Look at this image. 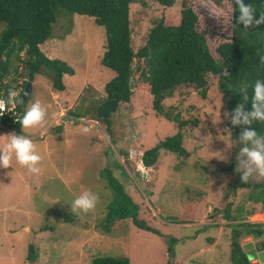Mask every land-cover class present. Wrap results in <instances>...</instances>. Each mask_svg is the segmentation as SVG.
Wrapping results in <instances>:
<instances>
[{
    "label": "rangeland",
    "instance_id": "374dc122",
    "mask_svg": "<svg viewBox=\"0 0 264 264\" xmlns=\"http://www.w3.org/2000/svg\"><path fill=\"white\" fill-rule=\"evenodd\" d=\"M182 2L175 0L168 7L156 0H134L130 4L133 50L144 45L158 20L176 24ZM187 2L198 14V30L219 60L216 48L231 37L232 3ZM3 28L0 22V34ZM105 42L104 28L93 17L64 12L54 23L53 37L42 44L48 57L68 62L74 74L63 76V91L51 88L50 77L36 74L30 97L25 99V112L36 100L47 108V131L43 126H21L15 131L35 142L42 156L41 171L30 172L15 157L9 168L0 167V264H91L96 256L120 255L127 256L130 264H231V228L223 209L228 203L231 209L238 204L254 208L247 220L264 223V207L246 200L248 188L233 192L232 185L242 176L236 170V156L243 145L229 136L217 77H209L205 98L194 85H182L163 101L166 109L188 122L181 131L189 156L161 149L148 175H142L136 170L140 154L175 134L178 126L156 113L152 97L139 89L142 81L133 78L130 101L121 103L110 116L108 133L96 110L106 96L105 83L114 75L100 61ZM20 57L26 59L24 52ZM142 68L143 59L135 58L134 72ZM25 75L22 60L12 57L3 82L18 92ZM75 113L83 115V124ZM59 126L61 130L56 129ZM84 126L91 127L88 134L82 133ZM0 130L12 134L15 129L6 121ZM4 143L0 139V147ZM105 169H111L123 183L139 206V217L159 234L138 228L129 218L115 220L109 231L104 228L106 206L112 200ZM248 182L252 186L264 178L257 176ZM83 191L99 197L95 209L86 214L71 212V203ZM15 230L20 237L12 236ZM171 237L176 238L173 255L167 248ZM239 241L245 252L247 245L259 251L264 234ZM29 245L37 255L34 261L27 260ZM250 261L264 264L256 258Z\"/></svg>",
    "mask_w": 264,
    "mask_h": 264
},
{
    "label": "trees",
    "instance_id": "16d2710c",
    "mask_svg": "<svg viewBox=\"0 0 264 264\" xmlns=\"http://www.w3.org/2000/svg\"><path fill=\"white\" fill-rule=\"evenodd\" d=\"M134 0H0V22L4 28L0 34V91L7 100L9 89L13 86L3 82L9 72L12 57L21 59L26 75L18 93L22 99L24 87L33 81L36 74L50 77L51 88L63 91V76L73 75L74 69L68 62L59 58L48 57L40 45L53 37V26L57 18L64 12L69 14L88 15L94 22L104 28L105 48L101 64L114 72L113 77L104 85L105 98L97 106V114L106 122L107 131L111 133L110 116L121 103L130 101L133 78L141 80L139 89L152 97V106L156 113L177 123L178 131L160 140L142 155L145 165L151 166L157 160L159 150L164 149L179 156L188 157L189 151L183 145L182 128L188 125L186 120L166 109L163 101L171 97L176 88L182 85H194L198 93L205 98L208 91V79L217 77L219 92L222 94L224 109L231 113L239 103H244L238 89L247 84L249 101L245 104L247 111L252 110L251 98L256 80L264 81V65L260 56H264V24L250 26L246 29L238 23L240 15L235 0L232 3L231 37L218 45L216 59L202 32L198 30L199 17L192 6L183 0L180 20L176 24L158 20L149 30L147 39L141 47L134 51L131 45L130 4ZM161 5L172 6L175 0H156ZM220 4L221 0H214ZM256 9L257 18L264 11V0H245ZM72 24L68 26L70 31ZM24 52L26 59L20 57ZM143 59L144 68L134 72L135 58ZM228 69L230 75L225 77L223 71ZM20 111L18 120L25 114L26 100L15 103ZM77 117H83L75 113ZM8 115L0 117L2 123L11 121ZM195 125V123H194ZM15 130L21 128L17 121L12 124ZM243 125L233 126L228 119V131L232 140L239 141ZM260 135H264V122L254 121L252 126ZM61 130V126L56 128ZM126 155V153H124ZM121 167V164L117 165ZM106 186L112 192V200L106 206L103 220L104 228L109 231L115 220L131 219L140 229L159 234V231L139 217V206L126 191L123 183L112 173L111 169L103 171ZM238 188H248L246 200L264 207V182L242 183L238 179L232 185L235 193ZM228 203L223 209V217L228 221L230 230L231 264H253L240 244V238L251 236L259 238L264 234V223L251 222L247 216L255 212L254 208L245 209L238 204L231 209ZM73 218L74 215L68 216ZM176 238L168 241V251L173 255L172 245ZM33 245L28 246V261H34ZM264 249V244L260 248ZM91 264H130L125 255L96 256ZM170 264V263H167Z\"/></svg>",
    "mask_w": 264,
    "mask_h": 264
},
{
    "label": "clouds",
    "instance_id": "9594fccd",
    "mask_svg": "<svg viewBox=\"0 0 264 264\" xmlns=\"http://www.w3.org/2000/svg\"><path fill=\"white\" fill-rule=\"evenodd\" d=\"M235 4L238 5L240 13L238 23L246 29L250 26L264 24V11L260 12L259 18H257L256 9L252 4H246L245 0H235ZM260 63L264 65V56H260ZM223 75L229 77L228 69L223 71ZM248 87L245 84L238 89L244 103H239L231 113H224V116L230 120L233 126H244L239 135V142L243 146L236 156V170L242 173V183H247L257 176L264 178V135H260L256 129L251 127L254 121L264 122V81L256 80L252 86L251 111L245 109V104L249 101ZM13 103H23V100L16 90L9 89L7 100H0V112H4L6 106ZM46 117L47 108L40 100H36L28 107L18 122L23 129L43 126L44 130L47 131ZM84 121L85 118L82 117V124ZM81 131L83 134H88L91 127L84 126ZM3 137H7V140L3 147H0V167L9 168L12 166L13 157H15L16 162L21 166L27 167L34 174H39L41 169L38 165L42 160V156L38 153L35 142L24 135L18 136L15 133ZM98 200L99 197L95 193L83 191L71 203V212L86 214L95 209Z\"/></svg>",
    "mask_w": 264,
    "mask_h": 264
},
{
    "label": "built area",
    "instance_id": "2783aa9c",
    "mask_svg": "<svg viewBox=\"0 0 264 264\" xmlns=\"http://www.w3.org/2000/svg\"><path fill=\"white\" fill-rule=\"evenodd\" d=\"M2 92L3 91H0V100L6 101V99L2 96ZM20 114H21L20 111H18L16 108V104L13 103V104H8L6 106V110L4 112H0V117L4 116V115H8L10 118H12V120L9 122H11V124H14L18 121V117ZM142 155H143V153L140 154L141 159H140V163H137V169L136 170L139 171L142 175H144V174L148 175V172L151 169V167L147 166L143 163Z\"/></svg>",
    "mask_w": 264,
    "mask_h": 264
},
{
    "label": "water",
    "instance_id": "95a60500",
    "mask_svg": "<svg viewBox=\"0 0 264 264\" xmlns=\"http://www.w3.org/2000/svg\"><path fill=\"white\" fill-rule=\"evenodd\" d=\"M32 89V83L31 81H28L24 87L23 93H22V100L24 101L27 97H30ZM250 245H247L246 247V253L249 259L256 258L260 263H264V249L262 250H256L254 248L249 249Z\"/></svg>",
    "mask_w": 264,
    "mask_h": 264
},
{
    "label": "crops",
    "instance_id": "0c3cea01",
    "mask_svg": "<svg viewBox=\"0 0 264 264\" xmlns=\"http://www.w3.org/2000/svg\"><path fill=\"white\" fill-rule=\"evenodd\" d=\"M46 41H48V40H46ZM45 41V42H46ZM60 42V41H59ZM44 44V43H43ZM41 47H42V44L40 45V49H41ZM51 58H53V57H51ZM33 84H35V79L33 80V82H32V85ZM0 124H1V122H0ZM16 130H14L13 132H11V133H15V134H17V135H19V133L18 132H15ZM44 131V130H43ZM43 133V132H42ZM4 135H8L7 133H5V132H2L1 130H0V139L1 140H3L4 142H6V140H7V137H3ZM17 230H15L13 233H12V236H14V237H20L21 236V234H18V231L16 232Z\"/></svg>",
    "mask_w": 264,
    "mask_h": 264
}]
</instances>
